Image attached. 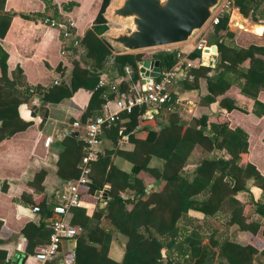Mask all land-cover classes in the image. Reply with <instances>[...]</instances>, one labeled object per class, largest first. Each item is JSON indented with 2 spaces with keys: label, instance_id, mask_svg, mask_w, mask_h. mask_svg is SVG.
Instances as JSON below:
<instances>
[{
  "label": "trees",
  "instance_id": "16d2710c",
  "mask_svg": "<svg viewBox=\"0 0 264 264\" xmlns=\"http://www.w3.org/2000/svg\"><path fill=\"white\" fill-rule=\"evenodd\" d=\"M4 3L5 0H0V17L19 16L31 20L39 16L5 11ZM109 3L110 0H103L102 21L88 28L78 39L77 50L72 51L75 61L85 70L84 89L93 92L92 102L80 115L81 125L100 115L102 104L115 98L111 87H99L101 68L110 56L114 57L116 73L122 79L118 90L130 95L140 88L139 63L158 61L161 71H165L178 62V50L174 49L147 54L112 53L101 38L113 27L103 18ZM75 5L68 2L61 8L68 12ZM234 7L252 24H264V0H235ZM52 17L67 25V18L60 17L56 7H53ZM69 31L74 32L72 28ZM205 38L207 46L216 49L215 66L188 69L185 76L168 89V95L169 102L188 93L197 96L199 118H193L187 126L194 138H208L209 155L205 159L196 157L193 153L195 140L189 135L180 138L170 150L164 148L172 130L184 126L188 120L181 106L167 104L119 113L116 121L103 129L100 142L94 148L95 158L88 163V180L80 189L82 199L83 192L95 196L108 186V200L103 207L96 208L98 216L87 215L81 207H69L66 211L65 222L77 229L75 264H206L210 252L214 253L212 264H264V251L256 253L244 241L250 224L244 214L246 203L253 202L255 213L264 218V176L254 165L242 161L248 152L247 134L228 122L220 124L209 120L224 114L225 107L217 98L233 85L239 87L241 95L252 100L249 115L255 119L264 116V102L259 100L260 93L264 92V47L236 43L235 33L228 27V15L221 17L219 23L205 33ZM205 50V55L210 53ZM199 56L200 52L193 51L188 58ZM7 59L8 54L3 50L0 100L16 98L32 109V102L42 97L44 88L28 86L20 68L9 72ZM125 67L130 68V76L125 74ZM46 104L41 101L38 107L40 126L47 118ZM153 109L157 111L152 116L158 120V128L146 129L144 140L157 149L148 152L137 149L141 140L136 144L122 142L127 127L144 125L145 112ZM28 126L30 123L19 117L0 120V142L23 132ZM73 140L57 154L55 183L46 181L48 172L45 169L29 168L20 180L22 186L33 190L32 194L21 193L20 201L31 210L32 219L12 242L16 249L17 241L26 239L24 250L19 252L23 258L32 257L36 250L49 243L51 230L46 217L52 207L59 204L56 195L63 184L80 177L87 150L84 141ZM116 158L129 163L130 170L117 166ZM141 171L159 185L148 188L137 177ZM8 187L3 183L1 190L6 192ZM252 187L261 189L257 202L253 201ZM126 191L133 193L131 199L122 197ZM34 195L39 198L34 199ZM128 204H131L130 209L126 208ZM192 220L196 224H191ZM254 224L261 228L264 238V223ZM6 256L7 253L0 250V264H5ZM57 262L61 263V253L47 264Z\"/></svg>",
  "mask_w": 264,
  "mask_h": 264
},
{
  "label": "crops",
  "instance_id": "0c3cea01",
  "mask_svg": "<svg viewBox=\"0 0 264 264\" xmlns=\"http://www.w3.org/2000/svg\"><path fill=\"white\" fill-rule=\"evenodd\" d=\"M68 2H74L76 5L67 12L62 10L61 7ZM50 3L52 4L51 7L57 8L60 17L67 18V24L68 22L73 23L72 29L74 32L71 36L76 40L81 38L88 28L102 21L103 0H94V14L81 27L78 26L82 20L80 15L84 12L85 6L90 4L89 0H86V2L84 0H52ZM4 10L25 15H39L31 20H25L19 16L0 17V55L3 50L7 52L9 72L20 68L28 86L39 85L44 88V91L40 99H35L32 102V109L25 104H20L16 98L0 100V120L19 117L30 123V126L26 127L23 132L0 142V240H2L0 242V250H4L7 253L5 263L8 261V264H37L33 256L23 258L19 254L25 248V238H20L21 240L17 241L18 244L16 243L17 245L21 244V250H17V245L15 249V244L12 243L23 226L32 219L31 210L21 203L20 197L22 192L32 194L33 190L30 187L22 186L20 180L26 175L29 168H32L34 170L45 169L48 172L46 181L51 183L57 181L55 178L57 154L66 144L73 143V139L82 137L84 141L83 130L74 128L73 124L79 123L81 113L93 100V92L86 91L83 87L85 70L75 61L76 55L72 52L67 55H61L65 45L71 42L70 40L65 41L61 36L62 27L60 29L51 28L43 22L44 19L48 18L60 23L52 17L53 8L44 12L45 6L40 4L38 0H5ZM60 24L64 26V24ZM228 27L230 31L235 33L236 43L239 44L241 42L242 44L240 45L244 46L243 44L247 42L248 44L245 47L250 45L264 47V45L253 42L256 40L261 42L264 39V24H252L242 15L238 8L228 13ZM193 44L194 42L191 41L166 47L163 50H169L170 48L189 55L193 50ZM153 52L150 51V53ZM112 53L114 52L112 51ZM101 71L100 79L104 81L105 87L112 88V86H115L118 89L122 79L116 73L113 56H110L104 62ZM74 75L77 77L79 75V77L77 78ZM56 80H59V83L55 86L54 81ZM193 81H196L195 78H193ZM195 84L198 86V80ZM140 87H142L141 82ZM263 93H260L259 100ZM179 100L181 103L175 107L181 106L187 114L186 118L188 120L183 123L185 124L184 126H176L172 130L164 148L170 150L180 138L189 135L191 139L195 140L194 155L205 159L211 149L210 141L208 138H194L193 131L187 126L193 118H199V114L196 111L197 96L194 93H188L184 94ZM41 101L47 103L45 105L47 118L42 126L39 125L40 117L38 113ZM217 101L225 107V112L217 118L211 117L209 119L210 122L220 124L228 122L231 127L241 128L247 134L249 144L248 152L242 157V161L254 165L264 176V116L255 119L249 115L253 102L251 99L241 95L239 87L236 85H233L224 95L217 98ZM153 113H157V111L154 109L145 112L144 118L146 121L144 125L127 127L121 141L136 144L138 140H141L140 144H137V149H143L147 152L157 149V146L144 140L146 129L158 128V120L153 119ZM250 126H256L254 128L256 136H252L254 141L253 148L251 135L249 134ZM66 130L78 131L79 136L73 138L64 135ZM48 136H52L53 141L48 147H45L43 143ZM259 161H263V163L261 164ZM115 163L126 171L130 170L131 166L124 160L116 158ZM137 177L148 188L159 185V182L145 172H139ZM3 183L9 185L6 192L1 190ZM108 190L109 187L106 186L104 191L96 192L95 196H90L83 192L82 205L80 207L86 210L87 215L98 216L96 208L105 205L108 200ZM103 192L106 193L105 196H103ZM121 195L123 198L131 199L133 197L131 191H126ZM251 195L254 202L259 201L261 189L252 187ZM34 197V199L39 198L36 195ZM248 203L245 205L244 214L250 223L252 222L251 231L259 232L257 237H252L249 235L250 232L248 230L244 241L257 253L264 251V238L261 236V228H258L257 224L254 223H264V218L255 213L256 206L253 202H251L253 204ZM126 208L130 209L131 204H128ZM46 221L49 228V217H46ZM193 223L196 224L192 220L191 224ZM66 247L76 249V240L64 242L63 248ZM213 254L206 257V264L213 263ZM57 264L61 263L57 262Z\"/></svg>",
  "mask_w": 264,
  "mask_h": 264
},
{
  "label": "built area",
  "instance_id": "2783aa9c",
  "mask_svg": "<svg viewBox=\"0 0 264 264\" xmlns=\"http://www.w3.org/2000/svg\"><path fill=\"white\" fill-rule=\"evenodd\" d=\"M234 2L235 0H222L207 23L210 29L219 23L221 17L228 15L230 11L235 9ZM43 22L51 28L60 29L62 27L61 36L65 41H71L70 44L65 45V48L61 51V55L70 54L74 49L77 50L78 40L72 38V33L69 31L73 28V23L68 22L67 25L63 26L57 21L48 18L44 19ZM193 42L192 52H200L199 57L190 59L188 55L178 51V62L173 68L160 71V75L157 77L158 79H151L150 82L142 84V87L135 90L131 95L121 92L115 86H112L111 89L116 94L115 98L102 104L100 115L87 119L84 125L80 123L73 124L74 128L82 129L84 132V147L87 150V155L82 159L80 177L75 181L63 184L56 195L59 204L52 207L47 216L49 217V229L51 230L49 243L36 250L33 255V259L37 264H47L57 253H61V264L76 263V249L73 247L63 248L64 242L75 241L77 235V229L69 226L65 222L66 211L69 207H80L82 205L80 189L88 180L90 173L88 163L95 158L94 148L100 142V135L103 129L110 127L121 112L131 113L132 110L142 107H155L167 104H170V107H175L179 105L181 103L179 99L169 102L168 89L179 79L183 78L188 69L203 65L202 56L204 55L205 49L210 51L208 57L213 55L211 52L212 47L207 46L205 34H201L200 32ZM124 72L127 76L131 74L129 67H125ZM58 83L59 80L54 81V85H58ZM102 86H104V81L100 79L99 87ZM52 141L53 137L48 136L45 138L43 145L48 147ZM34 211H37V208H34ZM21 248V244L17 245V250H21Z\"/></svg>",
  "mask_w": 264,
  "mask_h": 264
},
{
  "label": "water",
  "instance_id": "95a60500",
  "mask_svg": "<svg viewBox=\"0 0 264 264\" xmlns=\"http://www.w3.org/2000/svg\"><path fill=\"white\" fill-rule=\"evenodd\" d=\"M222 0H111L103 18L107 23L119 24L101 38L115 54L142 52L193 41L209 22ZM206 51V50H205ZM204 51V53H205ZM212 56L203 55V65L213 68ZM141 83L160 75L158 61L139 63ZM64 135L78 137L79 132L66 130ZM106 195L105 192L102 193ZM98 195V193H97ZM7 261L5 264H8Z\"/></svg>",
  "mask_w": 264,
  "mask_h": 264
},
{
  "label": "rangeland",
  "instance_id": "374dc122",
  "mask_svg": "<svg viewBox=\"0 0 264 264\" xmlns=\"http://www.w3.org/2000/svg\"><path fill=\"white\" fill-rule=\"evenodd\" d=\"M39 2H40V4H42V5H44L45 6V10H44V12H46L47 10H49L50 8L52 9L53 7H51V1L52 0H38ZM84 2H86V0H84ZM88 2V1H87ZM111 2V1H110ZM89 5H87V6H85V10H84V12H82V14L80 15V18L82 19L79 23V27H81V26H83V25H85L86 24V21L87 20H90V18L93 16V14H94V0H89ZM3 6H5V3H4V5ZM93 6V7H92ZM92 8V9H91ZM52 13V12H51ZM110 24H112V23H110ZM113 25V27L112 28H120L121 26L119 25V24H112ZM210 28H209V24H206L205 26H204V28L200 31L201 32V34L203 33V34H205L208 30H209ZM253 33V32H252ZM253 35V34H252ZM255 35V34H254ZM254 43H256V44H259V45H264V39L263 40H261V42L260 41H253ZM239 44H242L241 42H239ZM246 44H248L247 42L245 43V44H243L244 46H246ZM166 47H164V48H158L157 50H153V49H150V50H146V51H142V52H144L145 54H147V53H150V51H158V50H163V49H165ZM170 49V48H169ZM260 100H262V101H264V93L261 95V97H260ZM256 126H250V132H249V134L251 135V144H252V148L254 147V141H253V138H252V136H256V130L254 129ZM78 140H80V141H83V139H82V137H80ZM196 156V155H195ZM197 157V156H196ZM199 158V157H198ZM259 163H263V161H259ZM248 204H253V203H248ZM252 207H253V205H252ZM193 225H194V223H193ZM251 227H252V223H250V226H249V235H251L252 237H257V233L259 232V231H251L252 229H251ZM250 236V237H251ZM259 238V237H258ZM212 254V252H210V254L209 255H211Z\"/></svg>",
  "mask_w": 264,
  "mask_h": 264
},
{
  "label": "bare ground",
  "instance_id": "6f19581e",
  "mask_svg": "<svg viewBox=\"0 0 264 264\" xmlns=\"http://www.w3.org/2000/svg\"><path fill=\"white\" fill-rule=\"evenodd\" d=\"M208 55V54H207Z\"/></svg>",
  "mask_w": 264,
  "mask_h": 264
}]
</instances>
